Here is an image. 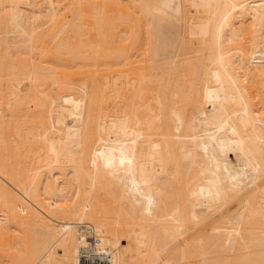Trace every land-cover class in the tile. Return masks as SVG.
Masks as SVG:
<instances>
[{
  "label": "bare ground",
  "instance_id": "obj_1",
  "mask_svg": "<svg viewBox=\"0 0 264 264\" xmlns=\"http://www.w3.org/2000/svg\"><path fill=\"white\" fill-rule=\"evenodd\" d=\"M0 264H264V0H0Z\"/></svg>",
  "mask_w": 264,
  "mask_h": 264
},
{
  "label": "rangeland",
  "instance_id": "obj_2",
  "mask_svg": "<svg viewBox=\"0 0 264 264\" xmlns=\"http://www.w3.org/2000/svg\"><path fill=\"white\" fill-rule=\"evenodd\" d=\"M180 240H181V238L178 239L174 244L178 246L181 243ZM122 244H124V243H122Z\"/></svg>",
  "mask_w": 264,
  "mask_h": 264
}]
</instances>
